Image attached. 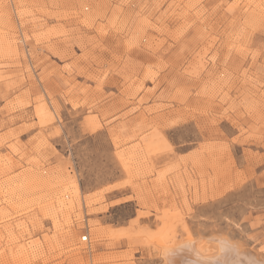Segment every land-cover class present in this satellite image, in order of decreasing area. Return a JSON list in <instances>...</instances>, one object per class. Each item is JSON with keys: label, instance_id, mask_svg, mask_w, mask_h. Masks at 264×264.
Here are the masks:
<instances>
[{"label": "rangeland", "instance_id": "374dc122", "mask_svg": "<svg viewBox=\"0 0 264 264\" xmlns=\"http://www.w3.org/2000/svg\"><path fill=\"white\" fill-rule=\"evenodd\" d=\"M210 238L264 262V0H0V264Z\"/></svg>", "mask_w": 264, "mask_h": 264}, {"label": "bare ground", "instance_id": "6f19581e", "mask_svg": "<svg viewBox=\"0 0 264 264\" xmlns=\"http://www.w3.org/2000/svg\"><path fill=\"white\" fill-rule=\"evenodd\" d=\"M81 241H82V238H81ZM206 241L210 242V243H208V244L206 243V244L210 245L209 248L211 249V251L218 254L217 257L212 258V260L210 261V264H264V262H260L251 256L243 255L241 252L237 251L236 248L231 246L225 238H219L216 240H213L212 238H210V239H207ZM200 246H203V245H200ZM179 247H181V250L185 249L183 252L186 254H191V257H192V249L187 247L185 243ZM168 248L169 247L165 245L163 248L162 254L165 257V259L168 260L170 263L176 264V262L179 261V259H178L179 256L183 257L184 253L181 252L180 254H182V255H180V254L177 255V257H178L177 258V257L173 256L176 254L175 250L171 252V250L169 251ZM186 250H188V251H186ZM190 263L193 264V262H190ZM190 263H187V264H190ZM164 264H166V262H164Z\"/></svg>", "mask_w": 264, "mask_h": 264}, {"label": "clouds", "instance_id": "9594fccd", "mask_svg": "<svg viewBox=\"0 0 264 264\" xmlns=\"http://www.w3.org/2000/svg\"><path fill=\"white\" fill-rule=\"evenodd\" d=\"M186 246L192 249L193 254L196 257V264H210L213 257H217L218 254L210 249L204 250L200 246V242L197 240H189L185 242ZM237 251L239 249L237 248Z\"/></svg>", "mask_w": 264, "mask_h": 264}, {"label": "snow or ice", "instance_id": "6c2138e0", "mask_svg": "<svg viewBox=\"0 0 264 264\" xmlns=\"http://www.w3.org/2000/svg\"><path fill=\"white\" fill-rule=\"evenodd\" d=\"M82 239H83V240H85V241H87V239H88V236H87V234H86V233L82 235Z\"/></svg>", "mask_w": 264, "mask_h": 264}, {"label": "built area", "instance_id": "2783aa9c", "mask_svg": "<svg viewBox=\"0 0 264 264\" xmlns=\"http://www.w3.org/2000/svg\"><path fill=\"white\" fill-rule=\"evenodd\" d=\"M83 242H85V240L82 239Z\"/></svg>", "mask_w": 264, "mask_h": 264}]
</instances>
